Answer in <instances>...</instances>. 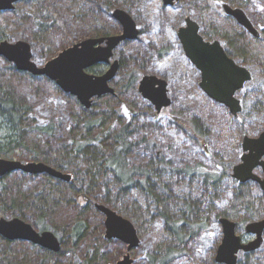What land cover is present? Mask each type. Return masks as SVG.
I'll return each mask as SVG.
<instances>
[{"label":"trees","instance_id":"trees-1","mask_svg":"<svg viewBox=\"0 0 264 264\" xmlns=\"http://www.w3.org/2000/svg\"><path fill=\"white\" fill-rule=\"evenodd\" d=\"M32 1L35 2L31 4ZM73 1L79 12L83 11L81 15L89 16L104 29L113 6L130 9L134 0ZM263 1L246 2L253 11H262ZM31 2L15 9V20L22 26L16 36L30 42L37 59L44 58L53 44L49 32L63 27L65 19L54 1ZM7 29L0 18V41L7 37ZM223 37L230 53L248 64L254 75L249 91L243 95V110L236 118H226V123L238 124L241 133H246L245 129L253 131L260 127L264 119V59L259 50V54L245 50L236 34ZM143 46L126 47L119 54L123 71L114 83L116 96L108 95L85 108L61 92L65 103L72 102L76 109H65V113L61 109L60 115L51 116L50 109L36 99L38 86L34 85L35 90L27 95L11 81L12 75L31 79L37 76L17 71L2 59L7 64V77L3 75L0 83V157L20 149L28 152L30 159L71 173L72 178L63 181L46 174L15 179L13 174L0 176V216H18L39 229L52 230L61 240L60 249L52 252L38 246L25 250L17 241L0 236V264L100 262L114 241L97 234L99 230L103 232L102 219L94 223L88 215L94 199L102 200L128 218L138 231L147 224L157 228L162 223L166 244L158 241L154 249H148V264H181L179 259L183 257L184 264H214L212 252L221 239L219 219L233 218L238 228H243L245 222L260 216L257 212L263 210L264 202L257 187L231 177L236 156L226 148H213V166L198 161L199 144L211 142L210 136L220 139L221 128L218 126L213 135L211 115L200 112L196 101L185 102L186 99L175 97L170 114L176 118L158 120L148 101L141 99L142 106L136 107V81L142 71L154 68L166 52L149 42ZM129 63L133 67L128 68ZM2 69L0 73L5 72ZM123 100L131 103L135 113L124 110ZM40 112L46 118L38 120L36 113ZM116 123L119 128L114 126ZM42 179L41 187L31 185ZM132 191L140 194L141 203ZM237 264H264V245L253 252H241Z\"/></svg>","mask_w":264,"mask_h":264},{"label":"water","instance_id":"water-1","mask_svg":"<svg viewBox=\"0 0 264 264\" xmlns=\"http://www.w3.org/2000/svg\"><path fill=\"white\" fill-rule=\"evenodd\" d=\"M17 1L20 0H0V11L12 9ZM172 1L163 0L164 3ZM224 7L227 13L232 14L241 24L253 30L241 9L231 8L229 5ZM112 15L122 22L123 33L109 36L105 48L94 47V44L102 41L103 38H86L61 50L42 65H37L32 59L30 44L26 40L9 42L3 39L0 41V56L11 62L18 70L48 77L64 92L74 95L81 105L89 107L92 97L114 92L109 82L115 76L117 62L113 61L101 75L88 73L85 69L96 62L108 61L111 49L116 44L122 39H132L138 34L136 25L128 12L121 8H115ZM187 22V27L181 28L178 34L188 56L202 70L200 86L209 96L229 107L230 111L235 114L240 109V104L234 93L243 85L244 81L250 78L248 69L229 57L218 41L212 43L204 41L197 34L195 23L189 18H187ZM138 89L145 99L154 104L157 112L169 104L164 80L154 75H143L139 81ZM242 145L243 150H248V152L244 153L241 162L233 167L232 176L240 182L252 179L260 184L264 192V179H260L252 172L256 165L262 166L264 170V161L260 160L264 154V131L257 137L245 136ZM15 170L29 173L44 172L63 181H70L72 178L71 173L61 171L43 161L22 162L17 159L0 157V176ZM95 207L105 215L106 237L119 239L127 245L128 250L138 244L136 228L128 218L103 204H96ZM219 223L222 234L215 253V261L218 264H236L238 251L252 249L261 241L264 217L246 225L245 230L256 236L249 243L241 242V237L235 230L236 222L229 218H220ZM0 235L7 239L31 241L53 251H57L60 246L58 238L52 231L44 230L39 233L29 222L19 217H0ZM117 264H131L129 255H125Z\"/></svg>","mask_w":264,"mask_h":264},{"label":"rangeland","instance_id":"rangeland-1","mask_svg":"<svg viewBox=\"0 0 264 264\" xmlns=\"http://www.w3.org/2000/svg\"><path fill=\"white\" fill-rule=\"evenodd\" d=\"M51 1H54L55 4L58 7H60L65 22L63 27L61 26L59 29L56 28L49 32V37L53 39L54 45L52 44V49L48 52L46 57L44 58L38 57L37 59L32 54V59L36 63L38 62L40 63L45 58H47L45 60H48L51 57L56 56L62 49L69 47L72 44L77 43L83 39L88 38V36H90L89 35L90 32H92L91 27L94 25L93 19L89 18V16H83L84 14L81 15L83 11L79 12L80 8L74 4L75 2L73 0H51ZM136 1L137 4L133 3L132 8L130 7V10L132 12L135 9L134 12L137 22L139 26L142 28V34H141L142 42L145 43L151 42L152 44H156V45H163L164 43L172 44V50L160 62V67L158 72V75L163 77L168 82L170 89L188 87L193 83L192 68L183 55V51L181 50V47L178 43L179 41L174 37V31L177 30L178 26L182 25L185 17L187 16L190 19L191 18L198 19L200 18L199 15L205 16L206 19L211 20L212 23L216 24L217 27H219V29H225V28L238 29V25L223 13L221 4L224 2H229L230 4L235 6L244 4L241 0H228V1L227 0H173L172 3L168 5H165L162 0H135V2ZM34 2L35 1H32L31 4H33ZM17 7H20L21 9L22 3L21 2L18 3ZM253 7L255 6L253 5ZM250 11H253L251 7H250ZM16 14H17V10L15 9L12 11H5L0 13V18H2L3 25L8 27L6 32L7 37L5 39L8 40L9 42H14L22 39L26 40L25 38H21V37L19 38L18 36H16V33L22 27L20 26V21L15 20ZM246 37H247L245 39L246 43L251 44L252 47L260 49V47L263 46V41H258V42L251 41L253 40V37H251L249 34H247ZM252 52L255 54L260 53L259 51L256 50H253ZM2 59L4 58L0 56V67L3 68L2 71H5L4 69L6 68L7 64L4 63ZM6 72L7 71H5L4 73H0V83L3 82V75L5 76ZM6 77L7 76H5V79ZM11 81L13 82L15 88H17L20 92L27 95L31 94L32 90H35L34 85H36V87L38 86L37 88L39 90L38 91L39 93L37 94L39 95L36 96V99L39 101V104H42L46 108L50 109L49 110L50 116L60 115L59 110L61 109H64L63 110L64 113H65V109H67L68 111L73 110L74 108L76 109V106L72 107L71 104L72 102L65 103V99L63 98L64 95L62 94L63 92L61 93V91L53 83V81H51L46 76H41V77L37 76L36 79L35 78L31 79L28 76H20V78H18L15 75L14 76L12 75ZM113 86L115 87L114 83ZM108 95L110 94L108 93ZM108 95L103 96L101 99L100 98L93 99L91 101V105L95 102H99L102 99L107 98ZM137 95L135 96V99L137 101H135L134 103H136V107H140L142 106L140 105L141 104L140 100L142 98L139 95L138 96ZM195 95L196 94L193 92V97H195ZM126 97L127 99H129L130 95L127 94ZM188 101L191 102L192 99L185 100V102ZM204 101L207 102L206 100ZM123 103H124L123 104L124 110H128L131 113H135V109L133 108L132 110L129 106L131 104L130 102H126L125 100H123ZM55 104H57V106H55ZM91 105L89 107H91ZM203 106L204 108H207V110L212 109L213 107V105H208L206 103H203ZM54 107H56V109ZM70 107H72V109ZM89 107H85V108H89ZM169 111H170L169 109H166L163 110L160 114L157 113L156 119L158 120L159 118L167 119L168 117H174V115H171ZM37 115L38 117L36 118H38V120L46 118L45 114L41 112L36 113V116ZM209 115H211L210 119H212L211 123L213 126L212 127L213 129L212 132L214 133L213 135L217 134L216 133L217 131L215 129L219 126L221 128L220 131L221 138L212 139V136H210L211 142H206L204 144L200 143L198 150L201 156H199L198 161H201L202 163L208 166L210 165L213 166L215 162V158L213 157V148L214 149H218L221 147L226 148L231 152L233 157L236 156L237 141L242 135L241 133L242 129L239 128V126H237L238 124H234V123L229 124L228 122L226 123L227 114H222L220 112V114L218 113V115H214V114H209ZM114 126L117 128L120 127L118 123H116ZM251 132L252 131H248V134H250ZM29 157L30 155L28 152L17 149V150H13L12 154H9L8 157L6 158L18 159L23 162L37 161L30 159ZM22 177H27V174L21 170L18 171L16 170L15 172H13V179L22 178ZM43 180L44 179L34 180L33 184L31 185L36 184L38 187H41V184L44 182ZM132 195L141 203V196L137 191H132ZM96 204H103L111 209L113 208L107 204H104L102 200L99 199H94L91 201V207L88 215L89 217L92 218L91 220L92 222L99 223L100 219H102V221L104 220V215L101 211H99L95 207ZM260 214H261L260 211L257 212V216H259ZM231 220L236 222V220L233 218H231ZM163 229L164 228L162 226V223H158L157 228H155L153 225L149 226L147 224V226H145V228L142 231H138V229L136 228L139 242L133 250L132 249L130 250L131 252L129 259L130 258L133 259V262L131 264H148L145 259V255L147 254L148 249L150 250L154 249L158 241H160L163 245L166 244L165 243L166 236L163 234ZM211 230L209 229L208 231V234L211 233L209 235L210 237L213 236ZM221 231L222 229L219 223L218 232H220V237L222 234ZM97 234L99 236H103L104 233L101 230H99ZM162 235L165 236V238L162 237ZM79 246L82 247V245ZM79 251L81 252L82 250L80 249ZM107 251H108L107 255L102 257L100 259V262H96V264H114L116 261L120 259L122 260L123 257L129 253L127 249V245L126 244L121 245L120 243H117L115 245L113 244L109 245ZM185 259L186 258L184 257L179 259L182 262L181 264H184ZM174 263H176V261H174Z\"/></svg>","mask_w":264,"mask_h":264},{"label":"flooded vegetation","instance_id":"flooded-vegetation-1","mask_svg":"<svg viewBox=\"0 0 264 264\" xmlns=\"http://www.w3.org/2000/svg\"><path fill=\"white\" fill-rule=\"evenodd\" d=\"M29 1L31 2V0H20V1H17V2L14 3V7L12 9H10V10H2V11H0V13L5 12V11H12L14 9H17L18 8L17 7V4L18 3L21 2L22 5H23V4L28 3ZM241 1L244 4H241L239 6L232 5L229 2H224V3L221 4V8H222L223 13L229 19H231L232 21H234L238 25V29H228V28L219 29V27H217L216 24L212 23L211 20L206 19L205 16H200L199 15L200 18H198V19L197 18L196 19L195 18L194 19L193 18H191V19L189 18L191 21H193L195 23V25H196V32H197L198 35H200L203 38L204 41H207V42H210V43H212L214 41H218L220 43V45L223 47V49L225 50V52L227 53V55L229 57H231L237 64H239L241 66H244L245 68L248 69V71L250 73V78L248 80L244 81L243 85L239 89L235 90V93H234V96L239 100L240 109L235 114H233L230 111L229 107H227L226 105H224V104L216 101L215 99H213L200 86V83L202 81V70L200 68H198L196 66V64L193 63L192 59L188 56V54H187V52L185 50V47H184V43H183V41L181 40V38H180V36L178 34L179 33V30L181 28H186L187 27V24H188L187 18L188 17L186 16L185 19H184V21H183V23H182V25L178 26L177 27V30L174 31V37L179 41L178 43H179V45L181 47V50L183 51V55L186 58V60L189 62L190 66L192 68V72H193V74H192L193 83L190 86H188V87H180V88H171L170 89V86L168 85V82L163 77H161L160 75H158V72H159L160 62L162 61L163 58H165L171 52V50H172V44L171 43H164L163 45H156V44H152L150 42L155 47V49H163L164 52L165 51L166 52L158 58V60L156 61L157 63H156V65H155L154 68H152V69H149L148 68L147 70H144V71L141 70L142 71L141 72V75L139 76V79L136 81V84H135V87H134V91H136V93L142 99L148 101L147 99H145L141 95V93L139 92V89H138L139 81L142 78V76L143 75H146V74H148V75H154V76H156V77L164 80V82H165V89H166V97H167V99H169V104L167 106H165V107H162L161 110L159 112H157L156 109H155V107H154V104H152L150 101H148V103L151 105V107H153V110L155 111L156 114L157 113L160 114L163 110H166V109H169L170 110L173 107V104H174V101H175V97L178 98V96L181 99H192L193 101H196L194 104L198 105L199 106L198 108L202 107V108H200V112L206 113L208 115L209 114L218 115V113L220 114V112H221L222 114H227V115L236 117V116H238L241 113V111L243 110V97H244L243 95H245V92L246 91H249L250 84H251V80H252V77H254V75H253L252 69L250 68V66L248 64L243 63V62L237 60L236 57H234L230 53V50H229L230 49V46L227 44V42H226L225 38L223 37V35L236 34L239 38L242 39V42H243L242 45L244 46V49L245 50H247V51L259 50V51L262 52V55L261 56L264 59V47H263L264 46V7L262 8V11H260V10L250 11V7L251 6L249 5L248 2H246L247 0H241ZM133 3H136L137 4V1L135 2V0H134ZM164 4L165 5H168L170 3H164ZM225 5H229L231 8H239V9H241L245 13L247 19L249 20V22H250V24L252 26L251 28L253 30H251V29L247 28L246 26H244L243 24H241L236 19V17L233 16L232 14L227 13L226 10H225V7H224ZM115 8H121V9H123L126 12L129 13V15L131 16V18L133 19V21H134V23L136 25V28L138 30V34H137V36H135L132 39H129V38L122 39L118 44H116L111 49V55L109 56V60L108 61L96 62L93 65H91L90 67H88V68L85 69V71H87L88 73H92V74H95V75H101V74H103L109 68L110 64L113 61H116L117 62L116 73H115V76L109 82V84L112 86L113 89L115 88L113 86V83H115V81H117V79L119 77L120 78L122 77L121 76L122 75V72L121 71H123V68L120 67L119 54L121 55V53H124V50L126 49V47H128L130 49H135V47H142L141 49H143L144 48L143 45L146 44L145 42H142V40H141L142 28L139 26V24L137 22V19H136V16H135V12H134L135 9H134V11L131 12L130 9H124L121 6L115 5L108 12V16L107 17H109V20L107 22H105L104 29L101 26H97V24H95V22H94V25L91 27L92 28V32H90V34H89L90 36H88V38H103L102 41L95 43L94 44V47H97L98 46V47L105 48L107 46V38L109 36H117V35H120V34L123 33V24H122V22L118 18H116L115 16L112 15V11ZM248 9H249V12H248ZM93 31H96V33H94ZM247 34H249L251 37H253V40H251V41H255V42L263 41V46L260 47V49H259V48L252 47L251 44H249V43H246L245 39L247 38L246 37ZM22 40H24V39H22ZM27 42L30 44V42L28 40H27ZM30 48H31V52H32V46H31V44H30ZM45 61H47V60H45ZM8 63H11V62H8ZM43 63H41L39 65H42ZM261 63H264V60H261ZM36 64L38 65V63H36ZM127 66H128V68L129 67L131 68V66L133 67V64L129 63ZM16 70L17 71H23V70H18V69H16ZM24 72H27V71H24ZM27 73H29V72H27ZM34 76H38V77L40 76L41 77L42 75H34ZM53 83L59 88V90L61 92L65 93V94H68L72 98L76 99V97L74 95H72V94H70L68 92H64V90H62L54 81H53ZM193 92L196 94L195 97H193ZM109 94L110 95H113V96H116L117 95V90L114 89V92L113 93H109ZM105 95H108V93L102 94L100 96H94V97H92V100L95 99V98L103 97ZM204 100H206L207 102H205ZM203 103H206L208 105H213L212 109L207 110V108H204ZM244 131L246 133H242L241 137L237 141V143H238L237 155H236L235 163L231 167V177L233 179H235L232 176L233 167L236 164L240 163L241 162L242 155L244 153H247L248 152V150L247 151H244L243 150V145H242L243 138L245 136L257 137V135L259 133H261L262 131H264V119H263V121L261 123V126L260 127H256V129L254 128V130L250 134H248V131L246 129ZM260 160L264 161V154L262 155V157L260 158ZM15 171L9 172L7 174H13V172H15ZM252 172L255 175H257L260 179H264V170H263V167L262 166L256 165L252 169ZM24 173H26L27 175H29V174H34V175H36V174H46L44 172H40V173L39 172L38 173L24 172ZM7 174H4V175H7ZM4 175H2V176H4ZM46 175H48V174H46ZM48 176H50V175H48ZM53 178L59 179V178H56V177H53ZM238 182H240V181H238ZM245 182L251 183V185L257 187V189L259 190L260 195L262 197V200L264 202V192H263L260 184L258 182H256V181L252 180V179H248V180H246L244 182H241V183H245ZM118 214H120V213H118ZM0 217L13 218V217H18V216H13V217H11V216L10 217L0 216ZM263 217H264V208L261 211V214H260L259 217L254 218V219H252L250 221L245 222L243 224V228H238V226L236 224L235 230H236V233L240 235L241 242L242 243L252 242L255 239V237H256L255 234H252V233L247 232L245 230L246 225H248L251 222L257 221V220H259V219H261ZM104 219H105V215H104ZM22 220H24L26 222H29V221H27L25 219H22ZM29 223L39 233H41L44 230H50V229H39L36 226H34L31 222H29ZM102 223H103V230H104L103 231L104 234H103L102 238L104 240H112V241H114V244L113 245H115L117 243H120L121 245H123L124 243L121 242L119 239L114 238V237L108 238V237L105 236L104 220L102 221ZM50 231H52V230H50ZM55 235H56V237L58 238V240L60 242V246H59V249H60V247H61V240H60V238H59V236L57 234H55ZM0 236H2V235H0ZM3 238H5V237H3ZM5 239H7V238H5ZM7 240H9V241H17L20 244L21 248H23L25 250H28V248H30L32 246H38V247H40L42 249H45V250H48V251H52V252H56V251H53V250H50L48 248L42 247L41 245H38L36 243H33L31 241H27V240H22V239H7ZM219 243H220V241H219ZM219 243H217V245L215 246V249L212 252L213 261H214L213 263L214 264H218L215 261V253H216V249H217ZM262 245H264V229H263L262 234H261V241H260V243L257 246H255L254 248L249 249V250H245V251L240 250V251L237 252V262H238V255L241 252L242 253L253 252V251H256L259 248H261ZM134 248H135V246H133L131 249L133 250ZM131 249L128 250L129 257H130V252H131L130 250ZM130 259H131V263H132L133 262V259L132 258H130ZM120 260H118V261H120ZM118 261H116L114 264H117ZM237 262H236V264H237Z\"/></svg>","mask_w":264,"mask_h":264},{"label":"bare ground","instance_id":"bare-ground-1","mask_svg":"<svg viewBox=\"0 0 264 264\" xmlns=\"http://www.w3.org/2000/svg\"><path fill=\"white\" fill-rule=\"evenodd\" d=\"M51 166V165H50Z\"/></svg>","mask_w":264,"mask_h":264}]
</instances>
